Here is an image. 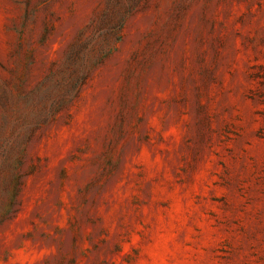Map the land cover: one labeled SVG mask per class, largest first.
Masks as SVG:
<instances>
[{
	"label": "rangeland",
	"instance_id": "1",
	"mask_svg": "<svg viewBox=\"0 0 264 264\" xmlns=\"http://www.w3.org/2000/svg\"><path fill=\"white\" fill-rule=\"evenodd\" d=\"M0 264H264V0H0Z\"/></svg>",
	"mask_w": 264,
	"mask_h": 264
}]
</instances>
